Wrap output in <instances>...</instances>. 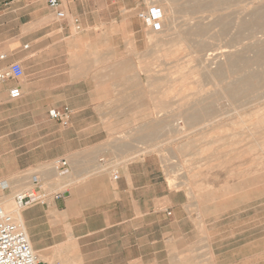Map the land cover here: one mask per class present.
<instances>
[{
  "label": "crops",
  "instance_id": "crops-1",
  "mask_svg": "<svg viewBox=\"0 0 264 264\" xmlns=\"http://www.w3.org/2000/svg\"><path fill=\"white\" fill-rule=\"evenodd\" d=\"M59 8L64 18L44 0H0V30L9 22L0 69L12 62L23 68L21 77L0 82V106L20 100L25 118L59 124L53 147L13 163L17 169L3 181L13 198L32 186L33 177L47 192L45 204L20 210L38 258L61 264H264L256 211L227 207L224 190L217 201L209 192L197 201L169 185L159 154L143 151L155 143L158 126L155 119L148 128L142 124L143 0H60ZM12 86L21 90L18 99L7 97ZM51 108L65 111L68 123L51 119ZM43 134L50 136V128ZM57 159L67 161V174H56Z\"/></svg>",
  "mask_w": 264,
  "mask_h": 264
},
{
  "label": "rangeland",
  "instance_id": "rangeland-1",
  "mask_svg": "<svg viewBox=\"0 0 264 264\" xmlns=\"http://www.w3.org/2000/svg\"><path fill=\"white\" fill-rule=\"evenodd\" d=\"M143 2L147 9L161 12L158 28L143 21L146 48L138 62L147 109L142 124L148 128L154 119L158 124L155 143L146 144L143 151L159 154L169 185L188 190L197 201L208 192L215 200L224 190L227 207L235 203L247 208L243 213L256 211L260 232L264 229V56H257L256 46L264 41V24H254L251 14L264 11V0ZM8 27L9 22L0 30V50ZM219 65L222 70L216 77L211 71ZM241 78L259 89L229 96L223 88ZM202 108H210V117L190 123L186 114ZM25 110L20 100L0 106V184L17 169L13 163L36 159L53 147L52 132L59 124L42 117L27 119ZM48 128L50 136L43 134ZM6 190L0 188V203L3 198L13 203ZM227 220L233 216L229 214Z\"/></svg>",
  "mask_w": 264,
  "mask_h": 264
},
{
  "label": "built area",
  "instance_id": "built-area-1",
  "mask_svg": "<svg viewBox=\"0 0 264 264\" xmlns=\"http://www.w3.org/2000/svg\"><path fill=\"white\" fill-rule=\"evenodd\" d=\"M15 1V0H14ZM47 6L52 9L57 18H64L65 12L59 8L60 0H44ZM145 23L153 28L159 27V19L161 12L158 8L150 7L144 12L138 14ZM75 29H79L77 19H73ZM6 57L5 54H0V60ZM23 75V68L20 63L12 62L5 68L0 69V82L9 79H16ZM21 96V90L18 86H12L7 90L9 100L18 99ZM51 119L60 122L63 125L68 123L67 113L63 110L51 108L48 111ZM54 170L58 176H63L68 173V164L64 159H57L53 163ZM116 177V175H114ZM3 187L2 189H4ZM61 196L60 193L55 195ZM47 192L42 188L39 178L33 177L32 186L18 192L14 196L16 205L21 209L32 204H45ZM0 264H61L58 262H43L41 261L32 248L30 239L24 227L19 225L13 218L4 212L0 204Z\"/></svg>",
  "mask_w": 264,
  "mask_h": 264
},
{
  "label": "bare ground",
  "instance_id": "bare-ground-1",
  "mask_svg": "<svg viewBox=\"0 0 264 264\" xmlns=\"http://www.w3.org/2000/svg\"><path fill=\"white\" fill-rule=\"evenodd\" d=\"M251 15L253 16V17L251 16V18H253V23L254 24H256V25L264 24V11L263 12H254ZM253 23L251 22L252 26L254 27ZM246 26L248 27V25H245L244 27L243 26L242 27L245 28ZM248 29L249 30L251 29L250 25H249ZM254 30L255 29H252L250 31H254ZM195 32H199L200 33V30L196 29ZM198 47L200 49H203L204 46L199 44ZM256 47H257V56L258 57H263L264 56V41L261 44H259L258 46H256ZM255 58H257V57H255ZM257 60H258V58H257ZM220 70H222V69L220 68V65H219L213 71H211V74L216 76V77H219L220 73H221ZM223 89H224V91L226 93H228L229 96L235 97V96H240V95H246L247 93H249L251 91L252 92L256 91L259 88H258L257 85L251 84L249 80L241 78L238 81H235V82L233 81V83L228 84ZM186 117H187V119H188V121L190 123H192V124L194 123L195 124L196 122L199 121V119L201 117L202 118L203 117H210V108H202V109H200L198 111H191V112L186 114ZM3 184L4 183L0 184V186H1L0 188L1 189L3 187H5V185L3 186ZM0 204H1L4 212H6L8 215H10L15 222H17L19 225L22 226V218H21V214H20V208L16 205L15 201L12 203L10 199L3 198L1 200Z\"/></svg>",
  "mask_w": 264,
  "mask_h": 264
}]
</instances>
